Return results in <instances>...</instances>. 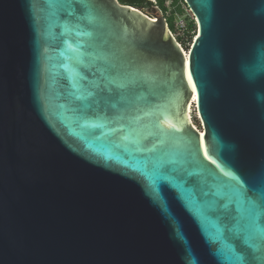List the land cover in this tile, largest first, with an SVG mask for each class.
<instances>
[{
    "label": "water",
    "instance_id": "water-1",
    "mask_svg": "<svg viewBox=\"0 0 264 264\" xmlns=\"http://www.w3.org/2000/svg\"><path fill=\"white\" fill-rule=\"evenodd\" d=\"M184 1L187 50L159 7L87 0L89 24L64 0H0V264H231L196 206L214 219L204 181L264 170V0ZM74 41L123 98L87 95L100 78ZM225 243L264 264L259 237Z\"/></svg>",
    "mask_w": 264,
    "mask_h": 264
},
{
    "label": "snow or ice",
    "instance_id": "snow-or-ice-1",
    "mask_svg": "<svg viewBox=\"0 0 264 264\" xmlns=\"http://www.w3.org/2000/svg\"><path fill=\"white\" fill-rule=\"evenodd\" d=\"M64 3L71 9L65 13L66 15L76 17L77 20H87L89 24L93 23L94 6L90 5L87 0H64ZM75 5H82L88 9L87 15L77 16ZM68 31H76L77 35L90 36L92 34L82 32L78 25H72ZM74 43H76V48L72 49V59L76 64H83L87 61L99 74V82H91L92 89L87 95L94 98L100 93L107 92L109 97L121 96L123 98L120 89L124 88L125 84L111 74V68L114 66L109 65L106 58L99 53L88 52L81 56L79 49L83 45L75 41ZM98 60L102 61L104 66H98L96 64ZM188 79L192 80L191 73L188 74ZM192 87L195 90L196 85L193 84ZM109 104L112 108L117 107V103L111 102L110 99ZM204 155L208 156L207 148ZM208 158L211 159L210 156ZM185 171L189 177L198 175L195 171L187 169ZM225 177L227 178L219 185H208L207 181H204V187L201 188L203 196L213 197L209 202V210L218 215H215L214 219L210 218L209 213L199 205L196 206V212L204 225V231L208 233V239L219 245L218 253L223 261H230L231 264H252L244 249H239L235 244H228L225 241L228 240L229 234H234L243 240L248 249H258L257 238L264 240V227L261 226V217L264 216V170L247 178L230 173H225ZM189 199L190 203L196 204V201L191 198V193Z\"/></svg>",
    "mask_w": 264,
    "mask_h": 264
},
{
    "label": "trees",
    "instance_id": "trees-1",
    "mask_svg": "<svg viewBox=\"0 0 264 264\" xmlns=\"http://www.w3.org/2000/svg\"><path fill=\"white\" fill-rule=\"evenodd\" d=\"M170 1H171L170 7L172 8L171 12H170V7L167 6L166 0H120L121 3L129 4L141 9L149 8V7L150 8L159 7L163 11V14L172 32L176 35L177 33L176 20H175L177 16L176 14H181L184 12L183 5H185L186 8L189 7L184 0H170ZM197 29L198 26L196 19H192L191 21L188 20L187 28L184 30V33L182 35L177 34L176 38L182 45L190 48ZM187 43H189V46L186 45Z\"/></svg>",
    "mask_w": 264,
    "mask_h": 264
},
{
    "label": "rangeland",
    "instance_id": "rangeland-1",
    "mask_svg": "<svg viewBox=\"0 0 264 264\" xmlns=\"http://www.w3.org/2000/svg\"><path fill=\"white\" fill-rule=\"evenodd\" d=\"M166 3H167V6H169L170 7V5H171V1L170 0H166ZM150 8V7H149ZM171 7H170V12H171ZM183 9H184V12L183 13H181V14H176L177 16H176V29H177V33H176V35L177 34H183L184 33V31H182L181 29H180V27L178 26V23L179 24H181V22H187L188 20H192V19H194V17H193V15H192V13H191V11L188 9V8H186V6L185 5H183ZM174 10V9H173ZM170 12H168V13H170ZM198 29H197V31H196V33H195V36L196 35H198ZM195 36H194V38H193V41H194V39H195ZM187 46H189V43H187L186 44ZM184 48H185V50H187V49H189L188 47H186V46H184V45H182ZM196 107H197V105H196V103H193L192 105H191V109H190V111H191V117H192V119H193V121H194V124H195V126H197L199 129L201 128V122H200V119H199V117H198V113H197V110H196Z\"/></svg>",
    "mask_w": 264,
    "mask_h": 264
},
{
    "label": "built area",
    "instance_id": "built-area-1",
    "mask_svg": "<svg viewBox=\"0 0 264 264\" xmlns=\"http://www.w3.org/2000/svg\"><path fill=\"white\" fill-rule=\"evenodd\" d=\"M189 9V8H188ZM190 10V9H189ZM191 11V10H190ZM191 13H192V11H191ZM192 15H193V13H192ZM193 17H194V19H195V16L193 15ZM178 26L180 27V29L182 30V31H184L186 28H187V22H181V24H179L178 23ZM176 36V35H175Z\"/></svg>",
    "mask_w": 264,
    "mask_h": 264
},
{
    "label": "bare ground",
    "instance_id": "bare-ground-1",
    "mask_svg": "<svg viewBox=\"0 0 264 264\" xmlns=\"http://www.w3.org/2000/svg\"><path fill=\"white\" fill-rule=\"evenodd\" d=\"M196 98H197V96H196V91H194V101H196ZM191 108V107H190Z\"/></svg>",
    "mask_w": 264,
    "mask_h": 264
}]
</instances>
